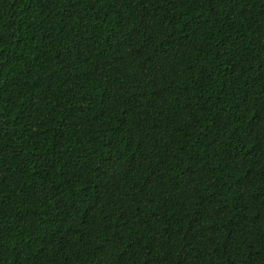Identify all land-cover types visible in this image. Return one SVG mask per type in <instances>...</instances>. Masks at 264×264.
I'll return each mask as SVG.
<instances>
[{"label":"trees","instance_id":"trees-1","mask_svg":"<svg viewBox=\"0 0 264 264\" xmlns=\"http://www.w3.org/2000/svg\"><path fill=\"white\" fill-rule=\"evenodd\" d=\"M0 264H264V0H0Z\"/></svg>","mask_w":264,"mask_h":264}]
</instances>
